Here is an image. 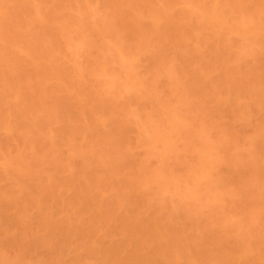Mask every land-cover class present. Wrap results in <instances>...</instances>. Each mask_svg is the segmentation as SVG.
<instances>
[{"label": "rangeland", "instance_id": "rangeland-1", "mask_svg": "<svg viewBox=\"0 0 264 264\" xmlns=\"http://www.w3.org/2000/svg\"><path fill=\"white\" fill-rule=\"evenodd\" d=\"M0 264H264V0H0Z\"/></svg>", "mask_w": 264, "mask_h": 264}]
</instances>
